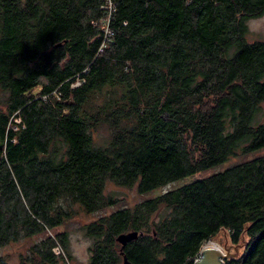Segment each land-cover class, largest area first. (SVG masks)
Segmentation results:
<instances>
[{"label": "trees", "instance_id": "1", "mask_svg": "<svg viewBox=\"0 0 264 264\" xmlns=\"http://www.w3.org/2000/svg\"><path fill=\"white\" fill-rule=\"evenodd\" d=\"M112 1L98 52L106 0H0V247L39 236L35 264H69L68 231L48 232L78 206L110 210L83 226L87 264H124L129 231L130 264H191L223 230L244 242L223 264H264V155L132 205L106 192L264 147V0Z\"/></svg>", "mask_w": 264, "mask_h": 264}, {"label": "rangeland", "instance_id": "2", "mask_svg": "<svg viewBox=\"0 0 264 264\" xmlns=\"http://www.w3.org/2000/svg\"><path fill=\"white\" fill-rule=\"evenodd\" d=\"M248 24L249 28L254 31L255 35V39H252L251 37L250 40L264 41V15L259 18L251 19ZM74 83H76V81ZM37 90L39 89H36L35 91ZM1 108L3 107L0 104V109ZM100 136L103 139L105 136H107V131L102 130L100 132ZM263 155L264 147L246 153L238 150V153L236 155L231 156L228 160L218 165L212 166L206 170L199 171L194 174H190L186 177L173 181L160 189L143 195L138 193L136 187L129 189L124 187H117L116 185L110 183L107 185L106 192L107 194L113 193L114 195H117L121 199L120 204L125 203L127 205H132L145 198L153 197L154 195L160 194L166 190L186 185L194 180L204 178L216 172L222 171L232 165L248 161ZM74 211L75 214L73 218L68 220L63 227H58L51 232L49 231L48 233L56 234L61 232L63 229L68 231L70 247L69 252L71 254V258L66 256V253L63 251L62 245L60 243H57L56 245L58 246V250L53 249L55 254H57L58 256L65 255V261L69 264H87L89 260V246L86 241L91 242V240L86 236L83 226L97 219L99 216L109 213L110 210L106 212L87 214L80 207L74 206ZM39 239V236L33 238H25L0 247V256L3 255L6 257L7 264H35L33 261L34 259L31 258L30 248L32 247L34 241H37ZM206 243H208L207 246L213 245L218 247L222 251V253L226 254L227 256L241 254L244 246V242H240L239 244L232 243L230 236L224 230L221 231L214 239H210L204 242L201 247H204Z\"/></svg>", "mask_w": 264, "mask_h": 264}, {"label": "built area", "instance_id": "3", "mask_svg": "<svg viewBox=\"0 0 264 264\" xmlns=\"http://www.w3.org/2000/svg\"><path fill=\"white\" fill-rule=\"evenodd\" d=\"M114 3L112 0H106L105 3V11L103 12L102 17L100 18L99 22L102 26V32H103V41L100 45V48L98 50V52H103V50L109 45V43L112 42L113 37H114V30L111 27V20L113 19V15H114ZM84 81V79H81L79 77H77L76 79V83H74L72 86H78L80 85L82 82ZM56 96H58V94L56 93ZM14 121L16 122H20V118L15 117ZM58 250V246L54 247V250ZM203 256V247L200 248L199 252L196 253L194 255V257L191 259V264H195L196 261H199ZM224 259L222 258V262L224 263Z\"/></svg>", "mask_w": 264, "mask_h": 264}, {"label": "water", "instance_id": "4", "mask_svg": "<svg viewBox=\"0 0 264 264\" xmlns=\"http://www.w3.org/2000/svg\"><path fill=\"white\" fill-rule=\"evenodd\" d=\"M142 233L137 231H129L121 233L117 237V242L120 244V254L123 257L124 264H130L128 262L127 256L125 255V246L128 242L135 240ZM227 255L223 254L222 251L218 248L216 249H206L203 247V256L199 261H196L195 264H223L222 258H226Z\"/></svg>", "mask_w": 264, "mask_h": 264}, {"label": "bare ground", "instance_id": "5", "mask_svg": "<svg viewBox=\"0 0 264 264\" xmlns=\"http://www.w3.org/2000/svg\"><path fill=\"white\" fill-rule=\"evenodd\" d=\"M207 244H208V243H206V244L204 245V248L209 249V250H210V249H216V248L218 249V247H216V246H213V245H211V246H207Z\"/></svg>", "mask_w": 264, "mask_h": 264}, {"label": "clouds", "instance_id": "6", "mask_svg": "<svg viewBox=\"0 0 264 264\" xmlns=\"http://www.w3.org/2000/svg\"><path fill=\"white\" fill-rule=\"evenodd\" d=\"M86 243L88 244V246H91V242L90 241H86Z\"/></svg>", "mask_w": 264, "mask_h": 264}]
</instances>
